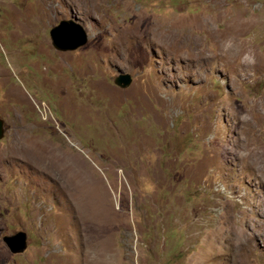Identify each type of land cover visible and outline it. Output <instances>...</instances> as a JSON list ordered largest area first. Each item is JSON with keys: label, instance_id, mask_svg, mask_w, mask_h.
Here are the masks:
<instances>
[{"label": "rangeland", "instance_id": "374dc122", "mask_svg": "<svg viewBox=\"0 0 264 264\" xmlns=\"http://www.w3.org/2000/svg\"><path fill=\"white\" fill-rule=\"evenodd\" d=\"M0 118V264H264V0H0Z\"/></svg>", "mask_w": 264, "mask_h": 264}, {"label": "water", "instance_id": "95a60500", "mask_svg": "<svg viewBox=\"0 0 264 264\" xmlns=\"http://www.w3.org/2000/svg\"><path fill=\"white\" fill-rule=\"evenodd\" d=\"M52 47L59 52H71L84 47L88 34L84 28L72 20H62L49 31ZM132 83L129 74L120 73L114 79V85L120 89L128 88ZM6 134L5 122L0 118V141ZM2 242L12 255L23 254L27 249V235L19 231L11 236H4Z\"/></svg>", "mask_w": 264, "mask_h": 264}, {"label": "bare ground", "instance_id": "6f19581e", "mask_svg": "<svg viewBox=\"0 0 264 264\" xmlns=\"http://www.w3.org/2000/svg\"><path fill=\"white\" fill-rule=\"evenodd\" d=\"M144 32H145V35H146L147 38H150L151 40H156V39H157L156 36L153 37V34H154L156 31H147V30L145 29ZM129 35H130V34H129ZM129 35H128V36H129Z\"/></svg>", "mask_w": 264, "mask_h": 264}]
</instances>
